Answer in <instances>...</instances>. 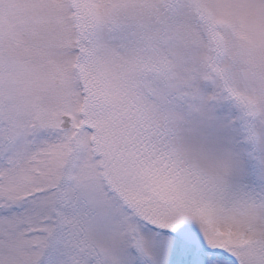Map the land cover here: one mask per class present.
I'll list each match as a JSON object with an SVG mask.
<instances>
[{"label":"snow or ice","instance_id":"snow-or-ice-1","mask_svg":"<svg viewBox=\"0 0 264 264\" xmlns=\"http://www.w3.org/2000/svg\"><path fill=\"white\" fill-rule=\"evenodd\" d=\"M0 264H264V0H0Z\"/></svg>","mask_w":264,"mask_h":264}]
</instances>
